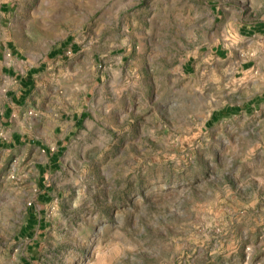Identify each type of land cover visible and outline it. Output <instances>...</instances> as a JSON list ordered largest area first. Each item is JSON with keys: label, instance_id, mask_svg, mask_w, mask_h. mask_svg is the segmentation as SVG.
<instances>
[{"label": "rangeland", "instance_id": "rangeland-1", "mask_svg": "<svg viewBox=\"0 0 264 264\" xmlns=\"http://www.w3.org/2000/svg\"><path fill=\"white\" fill-rule=\"evenodd\" d=\"M260 22L264 0H0V264H264L262 83L204 57Z\"/></svg>", "mask_w": 264, "mask_h": 264}, {"label": "crops", "instance_id": "crops-1", "mask_svg": "<svg viewBox=\"0 0 264 264\" xmlns=\"http://www.w3.org/2000/svg\"><path fill=\"white\" fill-rule=\"evenodd\" d=\"M231 19L236 18L232 16ZM204 57L215 66L226 59L231 66L230 72L240 74L237 81L235 79L238 89L262 83L263 90L251 99L249 107L264 119V22L240 25L226 42L213 45Z\"/></svg>", "mask_w": 264, "mask_h": 264}, {"label": "trees", "instance_id": "trees-1", "mask_svg": "<svg viewBox=\"0 0 264 264\" xmlns=\"http://www.w3.org/2000/svg\"><path fill=\"white\" fill-rule=\"evenodd\" d=\"M226 114L225 115H228V112H225ZM30 221H32L31 219H29V223H30ZM31 224V223H30Z\"/></svg>", "mask_w": 264, "mask_h": 264}]
</instances>
